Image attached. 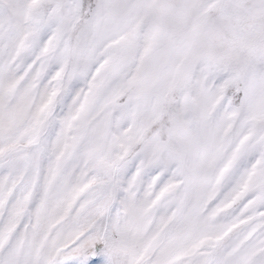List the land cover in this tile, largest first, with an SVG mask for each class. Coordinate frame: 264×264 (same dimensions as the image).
I'll return each instance as SVG.
<instances>
[{"label":"snow or ice","instance_id":"1","mask_svg":"<svg viewBox=\"0 0 264 264\" xmlns=\"http://www.w3.org/2000/svg\"><path fill=\"white\" fill-rule=\"evenodd\" d=\"M0 264H264V0H0Z\"/></svg>","mask_w":264,"mask_h":264}]
</instances>
